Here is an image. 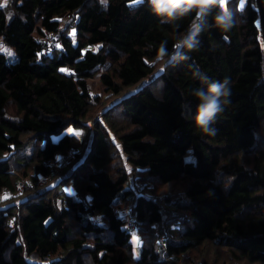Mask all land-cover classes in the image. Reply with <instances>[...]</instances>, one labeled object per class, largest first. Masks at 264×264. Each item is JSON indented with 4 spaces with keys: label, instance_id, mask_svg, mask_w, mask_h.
I'll use <instances>...</instances> for the list:
<instances>
[{
    "label": "trees",
    "instance_id": "1",
    "mask_svg": "<svg viewBox=\"0 0 264 264\" xmlns=\"http://www.w3.org/2000/svg\"><path fill=\"white\" fill-rule=\"evenodd\" d=\"M225 7L232 30L209 15L170 64L190 18L162 25L141 0H0L15 54L0 52V264H264V0ZM200 73L231 80L215 135L191 122Z\"/></svg>",
    "mask_w": 264,
    "mask_h": 264
},
{
    "label": "clouds",
    "instance_id": "2",
    "mask_svg": "<svg viewBox=\"0 0 264 264\" xmlns=\"http://www.w3.org/2000/svg\"><path fill=\"white\" fill-rule=\"evenodd\" d=\"M6 3L7 0H5ZM141 3L147 4L150 13L162 25L168 24L175 27L181 20L190 18L183 38L169 55L168 63L170 64H175L184 58L182 49L195 50L198 47V36L204 31L205 21L209 15H212V23L207 25L208 27L228 33L234 26L233 12L225 7L221 0H141ZM197 78L203 86L191 90V94L198 100L195 113L191 117L193 130L215 135L216 129L213 125L218 115L224 111L225 105L229 103L231 80L228 77L222 81L214 80L204 73H200Z\"/></svg>",
    "mask_w": 264,
    "mask_h": 264
},
{
    "label": "rangeland",
    "instance_id": "3",
    "mask_svg": "<svg viewBox=\"0 0 264 264\" xmlns=\"http://www.w3.org/2000/svg\"><path fill=\"white\" fill-rule=\"evenodd\" d=\"M0 52H3V53L5 54V57H6L7 60H12V59L15 58V54H14L13 49H12L9 45H6V44L2 43L1 41H0ZM145 80H146V78H141L138 82H136L135 84H133V85L131 86V89L138 87V86L141 85ZM86 82H87V84H88L89 89H90L91 92H94V93L102 92V85H101L100 82H99V79H98V75H97V74H94L93 76L88 77V78L86 79ZM67 152H68V150H67L65 153H67ZM72 155H73V154H71V152H70V153H69V156H68V161H69L70 159H72V157H71ZM38 177H41L40 174H38ZM42 181H43V180H42ZM50 184L52 185V183H50ZM26 188H28V187H26ZM15 189H16V188H15ZM63 189H64L65 192H69V191H70L69 186H65ZM136 189H138V188H136ZM23 190H26V189H23ZM19 191H20V189H19ZM19 191L16 190V192H19ZM160 192L165 193V192H168V191H167L165 188H162V189L160 190ZM5 195H7V194L4 193L3 196H5ZM22 197H23V194H20V195L18 196V198H22ZM130 206H131V203H130L129 205H126V204H125V205L121 208V210H122V211H128V210H129L128 208H129ZM126 225L129 227V226L132 225V223H131V222H124V223L122 224V228H123L124 230H130V229H128V228L126 227ZM135 228H136V226H135ZM135 228H133V230H131V232H130V242H131L130 247H131V253H132V256H134V257L136 256L137 251L139 250V247H140V243H141V241L139 240V238H138V236H137V233H136V231H135ZM173 262H174V263H177V264H187V263L184 261V259H183L182 256L173 259Z\"/></svg>",
    "mask_w": 264,
    "mask_h": 264
},
{
    "label": "built area",
    "instance_id": "4",
    "mask_svg": "<svg viewBox=\"0 0 264 264\" xmlns=\"http://www.w3.org/2000/svg\"><path fill=\"white\" fill-rule=\"evenodd\" d=\"M53 42H54V36L51 34H47L42 40V44L40 45L39 51L42 53L48 52L49 47L53 44ZM26 187H29L28 182H25L23 180H19L16 184V190L17 191H19V189H20V191L23 189H27ZM126 222L132 223V225L129 227L126 225V227L128 229L131 230L135 227V223L132 221V219H128Z\"/></svg>",
    "mask_w": 264,
    "mask_h": 264
},
{
    "label": "snow or ice",
    "instance_id": "5",
    "mask_svg": "<svg viewBox=\"0 0 264 264\" xmlns=\"http://www.w3.org/2000/svg\"><path fill=\"white\" fill-rule=\"evenodd\" d=\"M241 4H243V0H241ZM223 5L225 6V0H223ZM70 133H73L74 135H79L80 133L76 132L74 129L69 130Z\"/></svg>",
    "mask_w": 264,
    "mask_h": 264
}]
</instances>
